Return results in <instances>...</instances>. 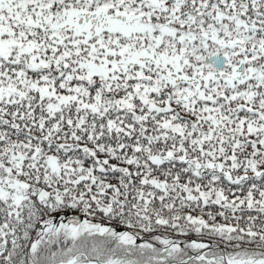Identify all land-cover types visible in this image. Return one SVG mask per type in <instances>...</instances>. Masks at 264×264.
Wrapping results in <instances>:
<instances>
[{
  "label": "snow or ice",
  "instance_id": "6c2138e0",
  "mask_svg": "<svg viewBox=\"0 0 264 264\" xmlns=\"http://www.w3.org/2000/svg\"><path fill=\"white\" fill-rule=\"evenodd\" d=\"M0 264H264V0H0Z\"/></svg>",
  "mask_w": 264,
  "mask_h": 264
}]
</instances>
